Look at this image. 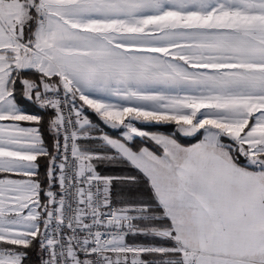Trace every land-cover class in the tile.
I'll return each instance as SVG.
<instances>
[{
  "label": "snow or ice",
  "instance_id": "snow-or-ice-1",
  "mask_svg": "<svg viewBox=\"0 0 264 264\" xmlns=\"http://www.w3.org/2000/svg\"><path fill=\"white\" fill-rule=\"evenodd\" d=\"M0 264H264V0H0Z\"/></svg>",
  "mask_w": 264,
  "mask_h": 264
},
{
  "label": "trees",
  "instance_id": "trees-1",
  "mask_svg": "<svg viewBox=\"0 0 264 264\" xmlns=\"http://www.w3.org/2000/svg\"><path fill=\"white\" fill-rule=\"evenodd\" d=\"M86 116L89 117L90 120H92V122L96 125H98V127L100 128L101 132H94L93 135H100L102 133H107L109 135H113L118 136V130H114L106 125L103 124L102 121L99 120V118L96 116V114L94 112H92L91 109H87L85 110L84 113ZM158 128L157 130H164L167 129L165 127H161V126H153ZM188 141L186 142H191L188 138H186ZM136 142L139 143V138H136ZM99 171H101L102 174H124L126 172L132 171L130 168L128 167H112V166H100Z\"/></svg>",
  "mask_w": 264,
  "mask_h": 264
},
{
  "label": "rangeland",
  "instance_id": "rangeland-1",
  "mask_svg": "<svg viewBox=\"0 0 264 264\" xmlns=\"http://www.w3.org/2000/svg\"><path fill=\"white\" fill-rule=\"evenodd\" d=\"M138 126H140V125L138 124ZM159 126H161V127L163 126L167 129H165V131H164V130H157L158 128H156V127H145L144 130H146V131H161V132H164L165 134H172L176 130V126L174 124L159 125ZM114 130H118L119 134L122 131L121 129H114ZM119 134H118V136H115L114 138H119ZM176 138L178 139V141L180 143L184 144L185 146H191L192 144L198 143L199 139H202V136L197 134V136H194V137H186L180 133H176ZM186 138H188L190 141L191 140L192 141L190 143L186 142V141H188Z\"/></svg>",
  "mask_w": 264,
  "mask_h": 264
}]
</instances>
